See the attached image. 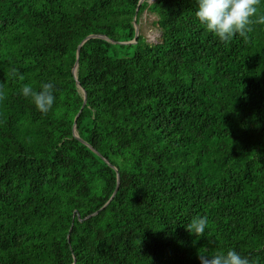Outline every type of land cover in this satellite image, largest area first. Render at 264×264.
<instances>
[{"label": "trees", "instance_id": "16d2710c", "mask_svg": "<svg viewBox=\"0 0 264 264\" xmlns=\"http://www.w3.org/2000/svg\"><path fill=\"white\" fill-rule=\"evenodd\" d=\"M196 7L0 0V264H264V24L224 44ZM47 82L42 113L22 89Z\"/></svg>", "mask_w": 264, "mask_h": 264}, {"label": "clouds", "instance_id": "9594fccd", "mask_svg": "<svg viewBox=\"0 0 264 264\" xmlns=\"http://www.w3.org/2000/svg\"><path fill=\"white\" fill-rule=\"evenodd\" d=\"M260 4L261 0H196L195 16L209 33L224 44H229L236 37L248 39L253 23L264 24V15L257 17ZM54 88L51 82L44 83L38 91L25 86L22 94L31 98L40 112L47 113L55 103ZM208 225L206 215L197 216L192 219L187 230L201 237ZM199 261L200 264H250L249 258L235 249L218 251L212 255L200 254Z\"/></svg>", "mask_w": 264, "mask_h": 264}, {"label": "rangeland", "instance_id": "374dc122", "mask_svg": "<svg viewBox=\"0 0 264 264\" xmlns=\"http://www.w3.org/2000/svg\"><path fill=\"white\" fill-rule=\"evenodd\" d=\"M147 1L148 3H151L153 0ZM139 15H142L143 21L137 24L139 29V33H137V35L143 36L149 43H158L161 40L162 32L157 24V15L147 10L140 12Z\"/></svg>", "mask_w": 264, "mask_h": 264}, {"label": "water", "instance_id": "95a60500", "mask_svg": "<svg viewBox=\"0 0 264 264\" xmlns=\"http://www.w3.org/2000/svg\"><path fill=\"white\" fill-rule=\"evenodd\" d=\"M157 15V14H156ZM143 21V17L142 15H138L137 18L134 19V35L135 37L137 36V24L142 22ZM95 36H99V34H96V33H91L89 35H87L86 37L83 38V40L81 41V43L87 39L88 37H95ZM80 43V44H81ZM80 46V45H79ZM78 51H77V57H78ZM77 57H76V60H75V63L72 67V74L74 75V78L76 79V67H77ZM77 80V79H76ZM78 83V82H77ZM80 87V86H79ZM80 89L82 90L83 92V96L85 97V92L84 90L80 87ZM72 131H73V134L79 138L81 141H83L85 144H87L89 147H91L85 140H83L78 134H77V131L75 129V122L73 123V126H72ZM114 169L116 170V167H114ZM117 176H118V173H117ZM95 213V212H94ZM75 261L72 262V264H74Z\"/></svg>", "mask_w": 264, "mask_h": 264}, {"label": "bare ground", "instance_id": "6f19581e", "mask_svg": "<svg viewBox=\"0 0 264 264\" xmlns=\"http://www.w3.org/2000/svg\"><path fill=\"white\" fill-rule=\"evenodd\" d=\"M137 33H139V29H138V27H137Z\"/></svg>", "mask_w": 264, "mask_h": 264}]
</instances>
